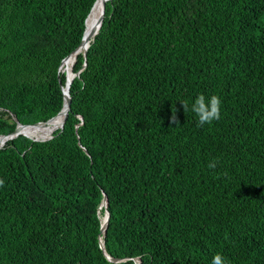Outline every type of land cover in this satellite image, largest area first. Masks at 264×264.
<instances>
[{
	"label": "trees",
	"instance_id": "obj_1",
	"mask_svg": "<svg viewBox=\"0 0 264 264\" xmlns=\"http://www.w3.org/2000/svg\"><path fill=\"white\" fill-rule=\"evenodd\" d=\"M94 1L0 0V134L61 110ZM72 70L62 129L0 147V264H264V0H108Z\"/></svg>",
	"mask_w": 264,
	"mask_h": 264
},
{
	"label": "water",
	"instance_id": "obj_2",
	"mask_svg": "<svg viewBox=\"0 0 264 264\" xmlns=\"http://www.w3.org/2000/svg\"><path fill=\"white\" fill-rule=\"evenodd\" d=\"M108 0H103L102 1V10H101V13L97 19V21L95 22V24L93 25V28L91 30H87V27H86V21H87V18L90 14V11L92 10L96 0L94 1L88 15L86 16L85 18V29H84V32H83V36H82V39L79 43V45L68 55L66 56L60 66H59V71H61V66L62 64L64 63V61L66 59H68L71 55L73 54H76L81 52L83 53V55H86V50L89 46V43L90 41L93 39V37L95 36V34L98 32L101 24H102V21H103V17H104V11H105V5H106V2ZM83 45V49H81ZM77 75L76 72L73 71V77L70 81V83H68L67 85H61V89H62V93H63V105H62V108L61 110L56 114L54 115L53 117L49 118L48 120L46 121H39V122H35V123H32V124H22L20 123L19 121H17V119L15 118L16 120V127L14 128V130L8 134H0V138H3L2 140V143H0V147H2L6 141L10 140V139H13L15 137H17L18 135L22 134V135H25L35 141H44V140H48L50 139L51 137H53V132L56 130V129H62L63 125H64V122L67 118V115H68V111L70 110V102H71V97H70V93H69V88H70V84L73 80V78ZM59 115H62V121L60 123V125L58 126V128H56L52 134L46 138H33L31 136H29L28 134H25L24 132H22V128L24 127H30V126H34V127H39V126H42L43 124L45 125L46 123L50 122L51 120H53L54 118L58 117ZM101 204L105 207V219L102 220V223H101V228H100V233L102 234L99 238V243H100V246L101 248L104 250V241H103V234L106 230V226H107V223H108V219H109V216H110V211L109 209L107 208L108 206V201H107V195L104 194L103 195V199H102V202ZM104 253L106 255V257L110 260V261H113V262H117V261H120V259L118 258H113L111 257L110 255H108L105 250H104ZM135 264H140V262L138 260H136V263Z\"/></svg>",
	"mask_w": 264,
	"mask_h": 264
},
{
	"label": "bare ground",
	"instance_id": "obj_3",
	"mask_svg": "<svg viewBox=\"0 0 264 264\" xmlns=\"http://www.w3.org/2000/svg\"><path fill=\"white\" fill-rule=\"evenodd\" d=\"M102 1L103 0H96L92 10L90 11V14L87 18L86 21V27L87 30H91L93 28V25L97 21L101 10H102ZM83 49V45L81 47ZM76 59V54L71 55L68 59L64 61V63L61 66V71L65 73L66 76V81L64 85H67L70 83L72 77H73V70L72 66L75 62ZM62 121V115H59L58 117L54 118L50 122L46 123L45 125L43 124L42 126L39 127H24L22 128V132L25 134H28L29 136L33 138H46L52 134V132L58 128ZM3 138H0V143H2ZM105 219V213L101 215V220Z\"/></svg>",
	"mask_w": 264,
	"mask_h": 264
},
{
	"label": "clouds",
	"instance_id": "obj_4",
	"mask_svg": "<svg viewBox=\"0 0 264 264\" xmlns=\"http://www.w3.org/2000/svg\"><path fill=\"white\" fill-rule=\"evenodd\" d=\"M183 110H188L187 102L181 104ZM220 107L221 100L216 95H211L207 98L203 94L197 95L194 103L192 104L191 111L196 114L198 117V126H203L205 124H211L214 120L220 119ZM171 122L175 123L176 118L172 117ZM209 168L216 167V161L213 160L208 164ZM4 181L0 179V186H2ZM211 264H226L225 258L220 253H216L213 255Z\"/></svg>",
	"mask_w": 264,
	"mask_h": 264
}]
</instances>
